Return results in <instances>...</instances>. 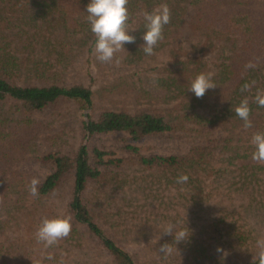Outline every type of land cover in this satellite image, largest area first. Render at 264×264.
Here are the masks:
<instances>
[{"label": "trees", "instance_id": "obj_1", "mask_svg": "<svg viewBox=\"0 0 264 264\" xmlns=\"http://www.w3.org/2000/svg\"><path fill=\"white\" fill-rule=\"evenodd\" d=\"M88 2L31 0L21 6L20 11L26 12L27 16H22L16 24L13 20L17 16L9 13L10 8H0V264H93L87 254L89 249L93 250L89 238L107 249L109 264H136L132 254L121 247L97 220L99 215L95 210L101 200L108 205L118 199L124 202L128 197L122 195L133 193L132 187L128 186V189V183L122 181L128 174L126 163L138 165L141 170L143 167L155 169L160 175V168L168 167L177 177L182 174L196 177L203 171L205 177L216 181L220 188H231L238 177L243 180L239 189L247 187L250 190L256 186L257 196L245 207L249 220L244 226L248 228V236L256 242L264 238V177L258 174V169L264 170V161L252 159L254 148L248 143L250 138L228 136L222 138L221 144L195 146L186 155L147 157L139 154L115 157L112 152L97 147L90 150L83 140L96 134L122 131L128 134L127 148L137 152L133 142L149 135L182 130L187 123L200 126L201 132L215 133L218 129L228 131L240 126L246 130L259 128L264 132V107L258 106L255 100L258 91L264 94V0H128L126 28L135 41L125 44L114 54L112 61L102 63L98 60V70L105 68L106 63L110 64L114 71L109 75L113 82L118 81L117 85H100L101 98L110 96V91L112 94L135 91V97L156 95L158 102L168 104L170 101L172 105L134 112L107 107L96 111V91L92 87L61 80L51 76L52 72L44 78L34 73L39 83L19 82L14 75L15 68H21L23 60L17 56V50L33 48L35 53L29 57L33 60L37 57L36 48L43 46L40 52H46L52 39L62 43L64 49L68 48L67 44L80 43L85 48L82 53L89 50L96 58L95 36L87 19ZM163 5L170 10L169 23L164 25L163 39L154 47L153 54L145 55L143 45H140L145 31L144 13ZM172 46L178 47L180 53L174 54L178 52ZM205 50L207 53H202ZM55 55L61 63V51ZM159 55L164 59L167 55L171 57V67L150 66L148 70L155 73L152 80L135 86L119 79H125L126 74L125 68L115 67V63H122V57H134L138 61L152 60ZM141 60L135 62L132 59L136 64ZM39 62H35L34 70H41ZM249 63L254 67H246ZM209 72L213 73L217 86L207 90L202 97H195L188 90L190 82L197 75ZM245 84L249 87L242 91ZM244 99L248 102L252 122L248 128L234 111ZM63 102H70L76 113L87 107H92L93 112L88 119H81L78 113L71 123L62 115L56 119L57 114H62L57 111L48 122L34 116L37 110ZM79 135L83 141L76 143ZM43 139L47 141L46 149L40 143ZM18 153H28L32 158L54 166V171L37 186L38 196L30 194L31 181L23 178L24 174L13 170L4 172L5 175L10 173L11 177L1 174L2 166L6 164L3 159L11 158L14 163ZM102 163L113 164L123 174L114 169L102 170L99 167ZM248 177L250 179L246 181ZM92 187L95 190L88 196ZM166 187L172 189L170 185ZM106 188L111 192H102ZM117 194L119 196L114 198ZM57 216L71 218V231L56 244L46 246L37 240V229L43 218ZM237 232L245 234L243 229ZM197 253L195 259L203 255L200 263L210 264L212 260L206 258L205 250L203 253L197 250ZM245 264H255V261Z\"/></svg>", "mask_w": 264, "mask_h": 264}, {"label": "rangeland", "instance_id": "obj_2", "mask_svg": "<svg viewBox=\"0 0 264 264\" xmlns=\"http://www.w3.org/2000/svg\"><path fill=\"white\" fill-rule=\"evenodd\" d=\"M6 1L8 2L0 0V8H4V6L5 8H10L9 10L12 12L9 11V13H14L17 16L13 20L15 24L20 22L19 19L22 16H27L26 12L20 11V8L31 0ZM25 6L24 8H26ZM33 13L31 11V14ZM142 44L143 42L140 43V45ZM67 46L68 48L64 49L62 43L52 39L46 52H40V50H43V46L36 48L37 57L33 60L29 58L32 53H35L33 48H28L27 50L26 48H21L17 50V56L20 55L23 59L21 65L23 70L21 69L22 67L15 68L14 75L16 79L19 82L39 83L40 81L36 79V76H43L44 78L50 76L49 73L52 72L51 76L54 75L61 78V80L89 85L96 91L94 95V110L96 111L107 107L134 112L138 109L149 107L166 108L172 106L170 101L168 104L163 103V101L158 102L159 98L156 99L154 97L156 95L146 97L143 94L145 91L140 98L135 97V91L121 94H112V91H110V96L104 99L101 98L103 95L100 93V85L108 83L117 85L118 83V81L116 83L113 82L112 77L109 75L114 71L112 70L113 66L106 63V66L104 65L105 68L98 70L96 67L98 63L97 58H94L93 54H89V50L86 54L82 53V50L85 48L83 49L80 43L73 42V44H67ZM10 48L12 49L11 46ZM172 48L178 52L174 54L180 53V50L177 49L178 47L172 46ZM69 49L73 50V54H71L72 52H68L70 51ZM58 51H61V63L56 59L55 54ZM161 51L165 50L162 49ZM202 53H207V50ZM163 55L165 56V54ZM167 57L164 59L162 55H159L152 57V60L139 59L141 61L138 64L135 62L139 60L135 61L134 57L125 59L122 57V63H115V67L126 69L125 79L119 78L120 80H124L125 83L127 82L130 85L139 86L140 83L152 80L151 77L155 76V73L148 70L150 66L164 65L165 68L171 67L169 64L171 57L169 58L168 55ZM35 62H39L41 66L40 71L34 70ZM34 73H36L35 77ZM106 75L109 76L106 77ZM157 76L160 77L161 75L157 74ZM106 93L108 94V92ZM71 105L70 102H63L58 106L49 105L42 110L35 111L34 116L39 121L44 120L48 122L53 118V115L57 114V111L62 114H57L55 116L56 119L62 115L63 119L65 118L67 122L69 119L71 123V120H76L78 113L81 119H88V115L93 112L92 107H87L76 113V110ZM200 128V126L193 123H187L182 130L146 136L142 140L132 143L137 146V152L127 148L126 145L129 142L125 139L128 134L122 131L96 134L92 138H84L83 140L90 150L93 147H97L103 151L112 152L115 157H128L135 154L143 157L152 155L182 156L188 154L195 146L215 144V142L216 144H221L223 143L222 138L228 136H232L231 138L234 139L245 136L251 139L248 142L251 143L253 135L261 131L259 128L246 130L240 126L237 129L233 128L228 131H219L218 129L214 133L210 131L201 132ZM81 140L82 136L79 135L76 143L81 142ZM40 143L43 149L47 148V141L45 139L40 140ZM3 160L6 161V164H3L1 168L3 169V173L6 170L17 171L24 174L23 178L25 177L28 181L37 178L39 180L38 185H41L45 177L54 171L52 164L43 163L39 159L32 158L28 153H24L23 155L18 153L15 155L14 163L8 157H5ZM249 163L252 164L253 161L250 159ZM128 164L126 163L125 165L127 166L128 174L123 176L125 179L122 181L128 183L126 185L128 189L132 187L130 189L133 193L122 195L128 197L124 202L118 199L116 203L108 205V203H104L101 200V203H98L99 208L95 210L97 215H99L97 220L110 232L121 247L132 254L136 264H201L200 259L203 255L195 259V256L199 254L197 250L199 252L202 250V253L205 250L206 255H204L206 258H211L212 260L210 264H214V262H218L219 264L220 262L222 264H245L253 262L254 259L258 258L260 250L258 242L248 236V228L244 226L249 220L245 207L247 203L252 201V197L257 196L256 186L250 185L252 186L250 190L247 187L239 189L240 183L242 184L243 180L238 177L235 184L231 185V188H220V186H217L216 181L208 180L203 171L196 177L187 175L189 177L188 181L179 184L176 182V174L169 170L168 167H161L162 172L160 175V172L155 169L143 167L141 170L138 165ZM214 165L216 166L217 163H214ZM204 166L203 164L202 167ZM99 167L102 170L114 169L120 175L123 174V171L113 164L102 163ZM206 167H208L207 164ZM238 172L236 173L237 176ZM3 173H1L3 176L11 177L10 173H7V175ZM258 174L264 177V170L258 169ZM249 179L250 177L246 181ZM166 185L172 186V189L166 187ZM90 189L88 196L92 194L95 187ZM102 192L107 194L111 191L110 188H106ZM96 193L98 194V190ZM117 196L119 195L117 194L113 197L117 198ZM169 225H175L177 230L183 229L191 233L190 238L176 243L173 240L172 234L164 233L165 228ZM239 229H243L245 234H238L237 231ZM88 241L93 247V250L89 249L87 253L90 256L89 260L94 262L93 264H109L110 254L107 249L93 238H89ZM258 241H264V238ZM165 243L171 249L168 254L161 253L159 250L160 246ZM218 247L223 249L222 253H217L216 249Z\"/></svg>", "mask_w": 264, "mask_h": 264}, {"label": "clouds", "instance_id": "obj_3", "mask_svg": "<svg viewBox=\"0 0 264 264\" xmlns=\"http://www.w3.org/2000/svg\"><path fill=\"white\" fill-rule=\"evenodd\" d=\"M127 3L128 0H89L86 6L90 30L95 36L94 52L97 60L102 63L112 61L114 54L124 47L125 44L135 41V37L126 28L128 20ZM144 20L145 31L142 36L143 52L145 55H152L154 47L163 39V27L169 23L170 10L167 5H163L161 8L153 9L152 12H145ZM246 67L251 68L254 65L249 63ZM216 86L217 84L213 81V73H201L190 82L188 90L195 97L200 98L207 90ZM248 87L249 85L245 84L242 87V91H246ZM255 100L258 106L264 107V94L258 91ZM234 111L244 121L246 128L252 126V122L249 119L250 108L246 99L242 100ZM251 143L254 148L252 159L264 161V132L255 133ZM188 179L189 177L186 174H182L177 177L176 182L183 184ZM38 183L39 180L37 178L32 179L29 188L32 196H38ZM71 227L70 217H45L37 229L36 238L46 246H52L61 238L67 237L71 231ZM164 233L172 234L173 240L176 243L185 241L191 236V233L183 229L177 230L175 225L167 226ZM258 245L260 250L258 258L254 259V261L255 264H264V241H258ZM159 250L161 253L168 254L171 249L165 243L160 246ZM216 251L217 253H222L223 249L218 247Z\"/></svg>", "mask_w": 264, "mask_h": 264}]
</instances>
